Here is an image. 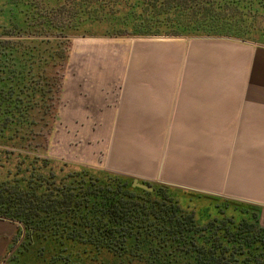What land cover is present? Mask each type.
<instances>
[{
    "label": "trees",
    "instance_id": "16d2710c",
    "mask_svg": "<svg viewBox=\"0 0 264 264\" xmlns=\"http://www.w3.org/2000/svg\"><path fill=\"white\" fill-rule=\"evenodd\" d=\"M74 1L77 22L97 23L106 36H230L264 44V0ZM24 4L14 20L35 22L40 33L58 31L51 10ZM55 51L0 38V217L22 224L24 258L33 264H264V225L255 205L145 182L149 191L128 176L85 166L60 174L51 167L59 160L28 151L41 144L45 119L58 113L54 99L67 55ZM196 198L209 202L200 212Z\"/></svg>",
    "mask_w": 264,
    "mask_h": 264
},
{
    "label": "crops",
    "instance_id": "0c3cea01",
    "mask_svg": "<svg viewBox=\"0 0 264 264\" xmlns=\"http://www.w3.org/2000/svg\"><path fill=\"white\" fill-rule=\"evenodd\" d=\"M79 38L61 101L81 164L255 205L264 220V52L252 47L264 44L230 36ZM0 221L1 262L13 221Z\"/></svg>",
    "mask_w": 264,
    "mask_h": 264
},
{
    "label": "rangeland",
    "instance_id": "374dc122",
    "mask_svg": "<svg viewBox=\"0 0 264 264\" xmlns=\"http://www.w3.org/2000/svg\"><path fill=\"white\" fill-rule=\"evenodd\" d=\"M74 3H75L74 0H43L41 2L40 0H27V6H29L30 8L34 7V11L43 10L42 12H45L47 9L49 12L51 10L55 15L53 18V26L58 31L52 30L47 33H40L43 31L36 30L37 23L28 22L30 26L28 25L27 27L22 24V21L19 22L17 20H14L15 19L14 17L16 16H18L19 18L18 12L25 8L24 0H0V38L9 39L13 43L18 42V44H21L22 47H26V48L28 47L30 48L36 45L52 46L53 50H56L55 53L61 55V57L63 56L65 57V55H67L69 58V56H72L71 66H69L68 60L66 62V65L65 62L63 63V65H65V69L64 72H62L61 69L59 71V75L62 78L60 77V82L58 84H61L63 80V73H66L67 69H70L69 71H71L77 68V62H76L77 51H78L77 43L79 39H82L79 37L84 36L83 34L86 35L90 34L89 36L91 35L106 36V35H102L101 33L104 31L103 26L101 27L97 23L83 24V22H77L78 21L77 15L73 12V7L71 6L74 5ZM14 13L18 15H15ZM8 18H11V20L13 19L16 22L14 23V21L12 20L13 22L9 23ZM69 24H72V26L69 27L68 26ZM65 26L67 28L61 32L60 30L61 27H65ZM62 33H64L65 35L60 36L62 35ZM127 36L136 38V37H148L153 35L134 34ZM155 36L171 37V36H181V35H155ZM46 39H49V41H46ZM41 40H45V41H41ZM252 47H254L255 51L260 49L259 52L260 51L264 52L263 46L262 48H260V47H256L255 45L254 46L252 45ZM44 50L45 51L47 50L46 46ZM59 95H60L59 92L56 91L54 104L56 109L55 112H57L58 109V113H56L55 117H49L45 119V124H42L43 129L39 136L40 141H42L41 144H39V146H32L28 151L37 154L39 156H50L51 158L59 160L60 162L53 163L51 167L54 168V170H56L60 174H63L66 171H69L70 169L75 167L79 168L80 166L88 167L92 170H95V172L101 170L110 173H116L106 167L101 168V167H97V165L94 164H87V165L81 164L82 161L79 160L80 157L78 153L79 149L77 147V145L79 144L77 141V137H75V139L73 140L70 139L69 137L70 130L67 127V125L64 124L65 121L62 120L63 100L61 101V95L60 96ZM71 128L77 129V126H73ZM86 159H91V161H95L97 160V157L92 156L91 158H86ZM64 162H67L70 165H64L63 164ZM7 169H9V166L4 168V171L6 172ZM116 174H120V173H116ZM120 175L127 176L125 174H120ZM152 184H157V183H152ZM189 191L193 193H202L192 190ZM203 194L211 195L207 193H203ZM196 199L197 200L193 201L192 204L194 208L198 211L204 208L209 203L207 199L205 200L204 198L202 199L196 198ZM261 223L264 225V220H261ZM12 224H13L12 227L4 230L5 236L7 238H10V241L8 243L6 250L4 251L0 263L1 264H33L31 260L29 259L26 260L24 258V255L21 253V251L26 252V250L23 249L22 247L23 246L22 242L24 239L23 236L24 228L22 224L16 222H13Z\"/></svg>",
    "mask_w": 264,
    "mask_h": 264
},
{
    "label": "water",
    "instance_id": "95a60500",
    "mask_svg": "<svg viewBox=\"0 0 264 264\" xmlns=\"http://www.w3.org/2000/svg\"><path fill=\"white\" fill-rule=\"evenodd\" d=\"M132 185L146 189V190H149V191L153 190V187L151 185H149L148 183L140 181L138 178H133Z\"/></svg>",
    "mask_w": 264,
    "mask_h": 264
},
{
    "label": "flooded vegetation",
    "instance_id": "af4514ba",
    "mask_svg": "<svg viewBox=\"0 0 264 264\" xmlns=\"http://www.w3.org/2000/svg\"><path fill=\"white\" fill-rule=\"evenodd\" d=\"M1 264V263H0Z\"/></svg>",
    "mask_w": 264,
    "mask_h": 264
}]
</instances>
